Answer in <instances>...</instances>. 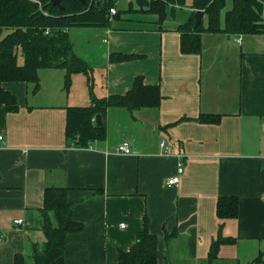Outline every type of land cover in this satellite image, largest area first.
<instances>
[{
  "label": "crops",
  "instance_id": "crops-1",
  "mask_svg": "<svg viewBox=\"0 0 264 264\" xmlns=\"http://www.w3.org/2000/svg\"><path fill=\"white\" fill-rule=\"evenodd\" d=\"M122 2L132 15H120L109 27H82L105 49L92 72L94 93L123 95L141 76L144 84L160 87V104L132 113L108 108L105 139L79 148L66 141L65 124L67 107L89 104L83 74L72 75L67 91L62 80L57 84L56 70H40L36 92L24 82H3L18 110L0 106V264H14L15 255L33 264V247L41 250L45 243L41 209L47 187L67 189L72 218L83 225L66 236L64 264H117L118 251L132 246L144 217L158 237L157 264H208L219 224L216 202L223 196L239 200L237 217L223 227V235L236 242L220 246L213 264H249L257 256L262 264L264 34L202 33L201 53L182 54L177 27L186 21L191 0L178 10L187 15L176 12L161 26L156 14L137 11L132 0L118 6ZM202 22L207 25L206 15ZM114 53L141 58L110 63ZM202 113L222 117L218 124H202L196 121ZM161 139L171 154H161ZM124 140L132 151L127 155L116 152ZM176 151L185 156L183 172L176 186L167 187L166 179L176 174ZM48 217L55 226L53 213ZM174 230L176 236L165 240Z\"/></svg>",
  "mask_w": 264,
  "mask_h": 264
},
{
  "label": "trees",
  "instance_id": "trees-1",
  "mask_svg": "<svg viewBox=\"0 0 264 264\" xmlns=\"http://www.w3.org/2000/svg\"><path fill=\"white\" fill-rule=\"evenodd\" d=\"M137 11L156 14L158 24L172 17L186 0H135ZM115 0H100L90 3L85 0H60L62 8L52 5L49 0H0V106L13 113L18 110L16 97L2 87L3 82H24L32 85L33 92L39 88L40 70H62L63 87L67 91L72 75L83 74L89 95L86 106L66 108L65 137L70 145L86 148L89 143L104 140L106 128L96 126L95 117L104 118L110 107H121L132 113L144 108H156L162 99L158 85H146L141 76H136L131 88L123 95L98 97L94 93L92 68L78 56L69 41L67 30L71 27H109L113 19H118L120 10L110 20L108 13ZM178 5V8L175 6ZM226 0H191L190 11L185 22L177 27L180 33L179 49L182 54H200L202 33H224L228 35L264 34V0H232L230 10L224 13L221 26V13ZM202 11L207 17V25L202 19L194 26V13ZM47 31V33H46ZM23 63H18V57ZM141 58L140 55L114 53L109 56L110 63H120ZM222 115L200 114L196 121L202 124H218ZM182 120V119H181ZM180 120V121H181ZM67 189L47 187L43 194V225L45 243L41 250L32 249L33 264H64L66 236L83 230V225L73 220L71 204L67 201ZM238 198L219 197L216 202V216L219 219L216 238L211 242L207 263L217 259L220 246L234 244L233 237L223 235L224 222L238 215ZM52 212L55 226L48 217ZM177 231L165 234L169 240ZM158 237L148 231V220L144 217L143 228L135 242L126 250H119L117 264H157ZM257 256L250 264H259ZM14 264H25L21 255H15Z\"/></svg>",
  "mask_w": 264,
  "mask_h": 264
},
{
  "label": "rangeland",
  "instance_id": "rangeland-1",
  "mask_svg": "<svg viewBox=\"0 0 264 264\" xmlns=\"http://www.w3.org/2000/svg\"><path fill=\"white\" fill-rule=\"evenodd\" d=\"M229 1H228V4L230 6ZM132 7L136 8V9L139 8V5L135 2V0H132ZM176 8H178V5H177ZM227 8H229V7L227 6ZM118 9L120 10V15H124L125 16V15H132L133 14L132 11L128 10V6H127V4L125 2H122L118 6ZM179 12L180 11H177V13H179ZM179 15L183 16V15H187V14L185 13V11H181L179 13ZM69 31L70 32L68 33V38H69V41L72 43L74 52L78 56H81V58H83L87 62L88 66L90 68H92V72L94 70H97L98 64L103 60V58L105 56V53L103 52V51H105V49L104 48L103 49L99 48L100 45L102 46L101 39L99 37H94V35L92 33L93 31L91 29H89V28L71 27V28H69ZM5 33L6 32H3L0 35V38ZM18 63L19 64L23 63V57L21 55H19V57H18ZM42 71H48V70L44 69ZM55 72L57 73V76H59V78L56 80V78L54 77L55 79H52V82L49 85V87L53 86L54 83H56V81H57V84H58V82H61V80L63 81V78L61 79V75L62 76L64 75L63 74L64 71L56 70ZM43 73L44 72H42V79L44 77ZM43 81L47 82V80L45 78L43 79ZM76 85H77V83L74 80L73 83H72V89H73L74 92H77L79 90L78 86H76ZM62 87H63V85H62ZM30 98H31V96H30ZM251 262L252 261H250V263ZM262 264H264V262Z\"/></svg>",
  "mask_w": 264,
  "mask_h": 264
},
{
  "label": "built area",
  "instance_id": "built-area-1",
  "mask_svg": "<svg viewBox=\"0 0 264 264\" xmlns=\"http://www.w3.org/2000/svg\"><path fill=\"white\" fill-rule=\"evenodd\" d=\"M90 3H95V2H98L100 0H89ZM119 4V0H115V3L112 7L109 8V13H108V16H109V19L112 20L114 15L117 13V5ZM177 7V5L175 6ZM262 17L264 19V10H263V13H262ZM47 33V31H46ZM106 41V40H104ZM240 41V40H238ZM2 136H0V140H1ZM159 147H160V151H161V154L162 155H169L171 154L170 152V147L167 143V141L165 139H161L160 142H159ZM116 152L117 153H120V154H124V155H127V154H130L132 151H131V147H130V143L126 140H124L123 142H121L117 147H116ZM174 155L177 157L178 159V165H177V170H176V174L167 178L166 181H165V186L167 187H174L178 184L179 182V176L180 174L183 172V159H184V154H182L180 151H176L174 153ZM263 167H264V160H263ZM22 219H16L14 221L15 224H22ZM124 225H122L123 227ZM2 237H3V234L0 233V241L2 240Z\"/></svg>",
  "mask_w": 264,
  "mask_h": 264
},
{
  "label": "water",
  "instance_id": "water-1",
  "mask_svg": "<svg viewBox=\"0 0 264 264\" xmlns=\"http://www.w3.org/2000/svg\"><path fill=\"white\" fill-rule=\"evenodd\" d=\"M35 2H39L41 0H33ZM81 3H84L85 0H79ZM49 2L54 5V6H58L59 8H62L61 4H60V0H49ZM203 17V12L198 10L194 13V19H195V23H194V26L198 25V23L200 22V20L202 19ZM95 124L96 126H99L101 127L102 126V119L100 117V115H96L95 119Z\"/></svg>",
  "mask_w": 264,
  "mask_h": 264
}]
</instances>
